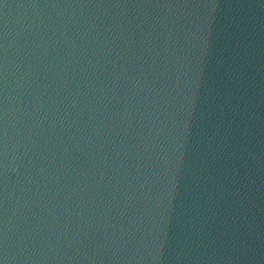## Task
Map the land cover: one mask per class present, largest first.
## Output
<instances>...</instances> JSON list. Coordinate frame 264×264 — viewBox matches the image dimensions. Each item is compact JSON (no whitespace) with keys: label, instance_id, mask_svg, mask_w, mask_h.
Segmentation results:
<instances>
[{"label":"water","instance_id":"1","mask_svg":"<svg viewBox=\"0 0 264 264\" xmlns=\"http://www.w3.org/2000/svg\"><path fill=\"white\" fill-rule=\"evenodd\" d=\"M6 2H7V0H0V11L3 8V6L5 5Z\"/></svg>","mask_w":264,"mask_h":264}]
</instances>
